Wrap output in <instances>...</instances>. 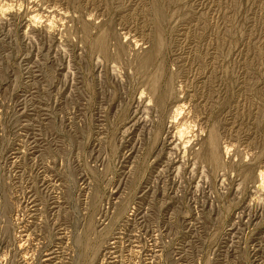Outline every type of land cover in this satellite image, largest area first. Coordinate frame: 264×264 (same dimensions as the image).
Segmentation results:
<instances>
[{"label": "rangeland", "instance_id": "obj_1", "mask_svg": "<svg viewBox=\"0 0 264 264\" xmlns=\"http://www.w3.org/2000/svg\"><path fill=\"white\" fill-rule=\"evenodd\" d=\"M0 264H264V0H0Z\"/></svg>", "mask_w": 264, "mask_h": 264}, {"label": "bare ground", "instance_id": "obj_2", "mask_svg": "<svg viewBox=\"0 0 264 264\" xmlns=\"http://www.w3.org/2000/svg\"><path fill=\"white\" fill-rule=\"evenodd\" d=\"M156 57V56H155ZM154 87V86H153ZM163 91V90H162ZM153 92H155V91H153ZM168 92H169V90H168ZM149 94V93H148ZM152 94V93H151ZM170 95H168L167 94V97H169ZM161 97V99H158L159 100V102L160 103H165V101H166V95L163 97V95L162 96H160ZM166 97V98H165ZM146 99V98H145ZM157 101V100H156ZM146 102V101H145ZM151 102H154V99L152 100L151 98L148 100V103L146 104L147 106H150V105H152L151 104ZM142 104V103H141ZM144 105V104H143ZM181 112L182 111H180V107H178V108H176V114H175V117L173 116V119L171 120V123H173V122H178V117L177 116H179L180 114H181ZM177 133L178 134H180V135H182L183 133H184V130H183V128L181 129H179L178 131H177ZM217 135V134H216ZM33 141V140H32ZM215 141H216V139H215V134H211V136H210V139H209V141H208V143L209 144H215ZM174 143V142H173ZM213 149H215V146H214V148ZM212 149V152H211V160H214L215 161V158H216V153H215V151ZM217 151V150H216ZM15 152V151H14ZM217 159V158H216ZM53 183V182H52ZM53 185V184H52ZM26 207V206H25ZM135 252V251H134Z\"/></svg>", "mask_w": 264, "mask_h": 264}]
</instances>
